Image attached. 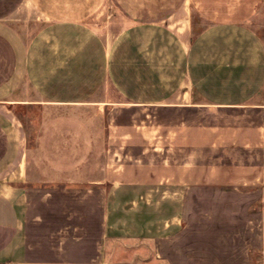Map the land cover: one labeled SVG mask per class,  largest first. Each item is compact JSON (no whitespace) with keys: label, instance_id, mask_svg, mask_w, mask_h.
Instances as JSON below:
<instances>
[{"label":"crops","instance_id":"1","mask_svg":"<svg viewBox=\"0 0 264 264\" xmlns=\"http://www.w3.org/2000/svg\"><path fill=\"white\" fill-rule=\"evenodd\" d=\"M263 5L0 0V264H253V253H264V45L249 20ZM32 18L43 26L25 42L13 24ZM91 104L109 109L101 142L90 140L82 119L49 138L66 145L60 153L88 160L91 146H101V175L78 184L55 169L40 179L29 168L22 111L79 112ZM155 106L206 111L210 120L167 122L162 167L150 173L137 163L155 149L138 132L144 124L111 118ZM108 184L159 189L163 203L177 202L160 232L142 237L151 252L120 240Z\"/></svg>","mask_w":264,"mask_h":264},{"label":"rangeland","instance_id":"2","mask_svg":"<svg viewBox=\"0 0 264 264\" xmlns=\"http://www.w3.org/2000/svg\"><path fill=\"white\" fill-rule=\"evenodd\" d=\"M120 26L124 27L128 21L126 18L121 17ZM251 30L256 34L260 41L264 45V5L261 10L249 20ZM43 26L42 21L29 19L27 21H19L13 24V28L18 36L27 42L35 35L39 29ZM21 87L28 89L25 81L21 82ZM30 91V89H29ZM31 92V91H30ZM33 94V93H32ZM30 97H35L32 95ZM259 102L264 104V88L259 96ZM175 104H185L184 101H175ZM99 105H90L79 112H65L61 109L45 108V105H31L28 109H24L20 114V117L24 123L25 129L29 137V168L33 169L35 175L40 179H49L50 172L56 169L59 174L71 173L68 179L73 180L78 184L97 180L101 175L102 168L105 164L101 160V146H91L94 153L90 155V159L87 156L81 154H72L66 156V154L59 152L58 149L66 148V145H56L50 143V138H58L62 134H69L72 130L69 124L76 119H82L84 123H87L88 129H83L84 132L88 131L90 140H100V142L107 135V128L104 126V122H108L109 109L105 110L100 108ZM100 108V109H99ZM114 115V116H113ZM111 119H121L124 122L136 121L141 125L144 124V128L138 132H144L142 135H146L145 132L152 137L154 145V153L147 151L144 154L147 159L137 162L148 171L155 172L162 167L161 162V137L165 124L167 122L177 123L179 120L182 122L197 121L201 123L199 127H202L210 120V113L206 111H198L193 109H181L177 106L174 108L167 107H153V108H123L113 114ZM220 115V114H219ZM224 115V114H223ZM222 116V115H221ZM62 120V122H60ZM145 123H148L147 125ZM66 127L68 128H65ZM57 127V128H56ZM171 127H175L172 125ZM74 131H82L81 129H75ZM173 133L176 132V128H171ZM204 131V130H203ZM57 136V137H56ZM69 136V135H67ZM99 138V139H98ZM63 143L66 140L62 138ZM146 148L145 145L138 146ZM132 161H125L122 167L125 165L130 166ZM113 164V162H111ZM208 161H202V168L208 167ZM65 179V178H64ZM109 194V208L111 223L119 233L123 236L121 238L123 242H128L132 246H137L141 243L142 248L148 251H152L153 244L150 239L142 237H150L160 232L161 223H163L166 217H170L176 211H178L177 202L172 200L169 203H163L161 190H150L141 186H129L121 185L114 187L111 184L107 186ZM264 203V202H261ZM136 236H140L136 239ZM131 237H133L131 239ZM135 237V238H134ZM119 241V238L116 237ZM136 244H135V243ZM122 243V246H131ZM119 245V244H118ZM113 247V244H111ZM264 253L261 251L254 252L252 255L253 264H264ZM128 258V257H126ZM125 259V257H122Z\"/></svg>","mask_w":264,"mask_h":264}]
</instances>
